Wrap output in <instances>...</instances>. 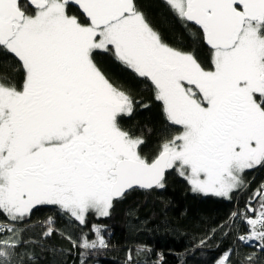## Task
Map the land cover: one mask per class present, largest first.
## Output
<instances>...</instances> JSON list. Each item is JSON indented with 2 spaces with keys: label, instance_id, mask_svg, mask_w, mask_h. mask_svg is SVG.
Returning a JSON list of instances; mask_svg holds the SVG:
<instances>
[{
  "label": "rangeland",
  "instance_id": "374dc122",
  "mask_svg": "<svg viewBox=\"0 0 264 264\" xmlns=\"http://www.w3.org/2000/svg\"><path fill=\"white\" fill-rule=\"evenodd\" d=\"M167 1L179 12L184 11V0ZM262 31L264 24L247 21L236 46L228 50H214V69L205 70L191 54L179 52L160 43L154 31L137 11L104 28H78L67 16L66 5L61 0H49L46 8L40 9L35 15H27L17 25L16 37L8 43L7 48L22 57V52L17 49L19 41L27 50L30 64L34 62L41 68L53 71L57 57L74 61L101 96L110 103L95 108L93 112L98 130L110 135L116 145L113 155L117 159L130 157L142 161L139 155L141 139L128 136L117 125V117L132 110L130 99L114 89L88 59L90 45L91 50L106 49L113 45L122 61L139 74L152 78L159 98L165 103L169 119L183 127L175 140L166 145L165 149L172 155L169 167L176 168L196 192L228 196L243 185L245 171L264 160V137L261 134L264 127V107L260 106L257 96L259 93L264 97V82L261 79L264 74ZM138 33L143 43L149 44L155 56L164 63L163 66H167L158 69L159 75L171 73L177 78V87L163 76L150 73L149 61L137 43ZM232 88L243 96V117L235 126L233 141L229 143L233 144V151L221 150L220 153L224 155L221 154L220 164L210 166L201 160L207 153L198 149V145L205 128L213 120L219 102ZM19 97L20 93L16 90L0 85L1 208L12 219L22 217L34 207L47 203L60 205L80 221L85 220L89 211L98 215L108 214L113 198L107 182L97 187L94 183H85L81 178L70 192L69 184L63 183L60 191L64 198L56 199L43 193L35 175L25 180L17 178L16 181L15 166H19V161H33L45 151L53 161H68V143L82 140L87 134L89 113L85 107L49 110L48 112L58 116L50 115L51 119L44 117L43 121L47 122L44 124L41 121L42 124L40 122L36 125V134L33 136L32 133H27L29 122L24 121V118L28 112H24L17 105ZM42 111L37 109V113ZM20 115H23L21 120ZM230 136L232 133L228 134L227 139ZM104 174L108 179L105 172ZM114 180L115 178L112 181ZM260 207L261 205L257 210ZM227 257L228 253H225L218 260V264H228Z\"/></svg>",
  "mask_w": 264,
  "mask_h": 264
},
{
  "label": "trees",
  "instance_id": "16d2710c",
  "mask_svg": "<svg viewBox=\"0 0 264 264\" xmlns=\"http://www.w3.org/2000/svg\"><path fill=\"white\" fill-rule=\"evenodd\" d=\"M20 7L32 14L27 1L20 0ZM66 7L80 24L90 23L78 8ZM135 11L160 43L191 54L205 70L214 69V50L184 11L167 0H135ZM91 59L131 101L132 110L117 117L118 127L141 139L142 161H154L183 127L169 119L152 78L122 61L113 45L93 49ZM28 75L23 58L0 45V85L21 91ZM258 100L264 107V97ZM26 121L27 133L34 136L41 121ZM243 179L228 196L202 194L172 167L158 187L132 190L113 199L108 214L89 211L84 221L55 203L38 205L17 219L0 206V264H218L225 253L228 264H264V249L253 255L254 249L239 240L247 227L236 214L254 209L255 215L264 204V160L246 170Z\"/></svg>",
  "mask_w": 264,
  "mask_h": 264
},
{
  "label": "flooded vegetation",
  "instance_id": "af4514ba",
  "mask_svg": "<svg viewBox=\"0 0 264 264\" xmlns=\"http://www.w3.org/2000/svg\"><path fill=\"white\" fill-rule=\"evenodd\" d=\"M39 10L33 8L30 16L35 15ZM25 13V17L29 15L26 11ZM66 14L78 28L93 26L91 23L88 25L80 24L76 16L69 14L67 7ZM138 34H136L137 43L149 61L150 73L154 76H163L166 81L175 84L177 87L178 82L174 75L171 73L159 75L158 69L167 66H163L164 63L155 56L151 46L143 43L140 34V37ZM91 47V45L88 47V59L90 63L92 62L91 52H89V50L92 51ZM17 49L22 52L23 60L29 63L27 60L29 56L27 50L19 41ZM53 65L55 67L54 71L41 68L34 62L30 64V73L27 79L28 84L26 82L22 90L17 91L20 93L19 103L17 105L20 109H24V112H29L25 116L24 121H30L31 119L40 122L44 120V117L51 119L50 115H57L48 112L49 110H64L65 107H85L89 111L87 114V134L82 137V140H75L74 142L71 141V143H68V161L62 159L60 162L53 161L47 156L48 154L44 150L45 152L39 154L33 161L25 160L17 162L19 166H15L16 181L17 178L25 180L27 177H33L35 175L43 193L51 197L53 196L56 199L64 198L60 191L63 183L69 184L71 188L68 192H70L74 184L81 178L87 184L94 183L98 187L107 182L111 187L114 182L112 180L115 178L111 174V171L120 159H117L112 153L116 145H114L111 136L106 132L99 131L96 127L93 112L95 108H101L105 104L109 105L110 103L101 96L99 91L95 89V85L80 71L74 61L68 58L64 60L62 57H57ZM257 96L262 97L263 95L258 93ZM242 97L239 91L232 88L219 102L213 120L205 128L198 145V149L207 153L201 159L204 164L218 166L220 164L221 154H223L220 151L225 150L228 152L229 149H232L233 144L229 145V143L233 141L234 128L241 121L244 112ZM259 104L260 106L262 105L261 102ZM37 109L43 111L37 113ZM238 111L240 114L239 117L235 116ZM262 115L264 114L262 113ZM22 118L23 115H20L19 120ZM231 133L232 136L227 139L228 134ZM261 134L264 137V127L261 129ZM222 145L224 148H222ZM23 162H25L24 165L22 164ZM104 172L108 179L105 178ZM18 183L20 182L18 181Z\"/></svg>",
  "mask_w": 264,
  "mask_h": 264
},
{
  "label": "water",
  "instance_id": "95a60500",
  "mask_svg": "<svg viewBox=\"0 0 264 264\" xmlns=\"http://www.w3.org/2000/svg\"><path fill=\"white\" fill-rule=\"evenodd\" d=\"M35 9H43L49 0H25ZM185 19L200 28L205 44L211 50H228L236 46L247 21L264 24V0H184ZM79 9L95 27L104 28L135 12V0H62ZM20 0H0V45L5 47L15 38L17 25L25 20ZM264 81V74L261 77ZM171 152H162L154 161L145 162L130 157L117 161L111 174L110 187L114 200L132 190H151L164 182L169 170ZM250 209V214H253Z\"/></svg>",
  "mask_w": 264,
  "mask_h": 264
},
{
  "label": "built area",
  "instance_id": "2783aa9c",
  "mask_svg": "<svg viewBox=\"0 0 264 264\" xmlns=\"http://www.w3.org/2000/svg\"><path fill=\"white\" fill-rule=\"evenodd\" d=\"M248 211L236 213L245 223L247 231L239 236V240L254 249L253 255L264 249V204L255 215H247Z\"/></svg>",
  "mask_w": 264,
  "mask_h": 264
}]
</instances>
